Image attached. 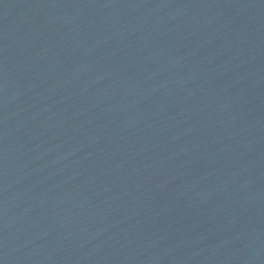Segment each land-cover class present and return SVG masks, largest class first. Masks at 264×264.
<instances>
[{
    "label": "water",
    "instance_id": "95a60500",
    "mask_svg": "<svg viewBox=\"0 0 264 264\" xmlns=\"http://www.w3.org/2000/svg\"><path fill=\"white\" fill-rule=\"evenodd\" d=\"M0 264H264V0H0Z\"/></svg>",
    "mask_w": 264,
    "mask_h": 264
}]
</instances>
